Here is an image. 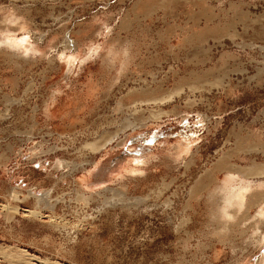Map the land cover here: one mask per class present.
I'll list each match as a JSON object with an SVG mask.
<instances>
[{"label":"rangeland","instance_id":"rangeland-1","mask_svg":"<svg viewBox=\"0 0 264 264\" xmlns=\"http://www.w3.org/2000/svg\"><path fill=\"white\" fill-rule=\"evenodd\" d=\"M16 3L0 0V18L14 8L30 28L11 32L27 55L0 51V264H258L264 239L213 235L208 197L214 164L264 163L232 151L253 131L264 148V0ZM66 36L80 46L59 57Z\"/></svg>","mask_w":264,"mask_h":264},{"label":"bare ground","instance_id":"bare-ground-1","mask_svg":"<svg viewBox=\"0 0 264 264\" xmlns=\"http://www.w3.org/2000/svg\"><path fill=\"white\" fill-rule=\"evenodd\" d=\"M9 1L12 3V5L17 6V5L14 4L17 1H22L24 3H28V2L35 3V2H38L40 0H9ZM42 1H44V0H42ZM138 5L139 4H134V6H133V11L135 10L137 14H140V13L146 14L148 11H150V9L147 8L148 7L147 5L146 6L145 5L144 6H138ZM12 7L13 6H11V8ZM13 10H15V9L13 8ZM13 10L11 12H8V13L6 12L7 15H5V17L3 16V18L2 17L0 18V51H7V53H6L7 58H9L10 60L15 61V60H20L21 59V57H19L20 55H22V54H26L27 55V53L25 51L23 52L22 50H20V45L19 44H22L24 41L22 40L23 41L22 42V41H18V39L16 40L17 36L14 37L13 34H11V32L15 31V30L16 31H18V30L21 31L20 29H23V31H24L26 29V32H24L23 34H27L28 35L30 33L29 32L30 30L27 29L28 23L25 20V18L22 17V15L18 16L17 13H15L16 11L13 12ZM86 25L87 24L83 25L84 27L81 26V25L80 26H81L82 29H85ZM28 28H29V25H28ZM109 30H111V29H109ZM100 31H99V33H100ZM106 31H108V30H106ZM81 33L82 32H80V35H81ZM95 33H97V32H95ZM14 34H16V32ZM23 34H21V35H23ZM82 34H84V33H82ZM32 36L34 38V40H33L34 44L35 43L37 44L38 41H43L44 40L43 39L44 38V34L43 35H41V34L38 35L36 33H33ZM22 37H25V35H23ZM25 40H27V39H25ZM27 42H30V41H27ZM25 44H26V42H25ZM29 44H32V43H29ZM37 46H36V49H37ZM79 46H80L79 40L72 39V38L66 36L64 38V40H63L62 50L60 51L59 57H61L62 54L65 53V49H68V50H70V49L73 50L74 49V50L78 51L77 47H79ZM34 48H35V46H34ZM91 48H94V47H91ZM29 49H30V47H29ZM31 49H32V47H31ZM90 53H92V52H90ZM121 53L123 55L122 61H124V60L129 58V56H127L128 52L126 51V48L122 49ZM107 56H109V55H107ZM113 57L110 56V58H109V60H111L112 62H114V58ZM66 58H67V56H66ZM66 62L69 65L72 62V60H70V58L68 57ZM94 91H95V87L92 86L91 83H90L89 85H87L85 88L82 89L81 98L83 100L87 101L89 96H91V95L93 96ZM53 98H55V97H53ZM43 103H44V105H43L42 112H44V114L48 118H51L54 112H52V110H51V108L49 106V103L47 101L43 102ZM73 104H74V102H73ZM35 117H36V113H35L34 119H35ZM150 118L154 119V118H157V117H150ZM146 119L147 118L137 117L136 119H134V121L126 123L122 127L131 129L133 131V130L137 129L138 127L140 128L143 124H145ZM63 124L72 125V122H70V121L63 122ZM34 125H35V123L33 122L32 127H34ZM238 136L239 135H237L236 137H238ZM109 137H111V136H109ZM109 137L106 138V142H105V139L101 138L102 139V144L99 146L100 148H103L105 145L107 146L106 143H108L111 140V139H109ZM112 138H113V136H112ZM261 138H262L261 132L258 133V132H254L253 131L250 134V138L247 137L244 140H237L235 142V144H236L235 148H233V150H232L233 154L236 156L237 159H240V160H242L244 158H248V156L251 157V155H250L251 152H253L255 150H257L259 153L262 152L264 154V148H263V145H262V142H261ZM96 149H92V150L94 151ZM52 150H54V149H52ZM36 153H40V152H36ZM132 162L136 163V164L140 163L139 161L134 160V159L132 160ZM220 162L221 161H219L216 165L215 164L213 165L214 166L213 167V176H214V178H217V172L223 171L224 172V177H222V181H220L219 184L216 183L217 185H215L213 187V190H212V192L210 193V195L208 197L210 203L212 204V208H211V210L209 212L210 215H211L209 220H210L211 227H212V230H213L212 234L213 235H218L219 238H220V236H225V234H227V232H230L228 230H232L231 228H233L234 226L235 227L238 226L239 229L240 228L242 229L243 227H247V228L250 229V232L252 231L253 233H252V235L249 234L250 235L249 237L247 235L248 238H246V239H248V241H249V239H254L255 241L253 240V242L252 241L251 242L249 241V242L250 243H256V244L258 242L257 246H259V243H262V241L264 239V234L261 231L262 230L261 226L264 223V163L257 162L255 159H251L249 161V163H247L245 165L240 164L239 162H229L228 164L220 163ZM62 164L63 163L60 160L56 161V167H59V166L61 167ZM77 167L78 166H75V168H77ZM215 182H216V180H215ZM16 191L17 190L12 188L11 192H10V197L12 199H15V200H20L19 195L17 194ZM27 191H28V193H27V195L24 198H26L28 196H33V194H31V190H27ZM51 191H52V189H48V190L44 191L40 196H34V198H36L35 199V203L38 206V208L42 207V208L46 209V207H49V208L52 207V204H51V202L49 200ZM77 193H78L77 195H78V197L80 199H83V201L84 200L86 201V197H85L84 193H82L81 191H77ZM118 196H120V195L118 194ZM115 199H117V198H115L114 195H113V198L111 199V201L115 200ZM107 202H109V200ZM113 202L114 201H112L111 203H113ZM167 202L168 201L166 199L164 201L166 206H167ZM253 209H254V213L252 214L251 210H253ZM38 210L29 209V211H27V212H29V214L37 215ZM245 232H246V230H245ZM257 232H259V234H257ZM242 235H244V233ZM250 243L249 244L247 243V245H252ZM8 255L9 254L7 252L6 247H1L0 246V256L1 257H6ZM21 259L23 260V258H21ZM258 264H264V255L259 259V263Z\"/></svg>","mask_w":264,"mask_h":264}]
</instances>
